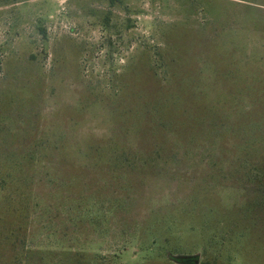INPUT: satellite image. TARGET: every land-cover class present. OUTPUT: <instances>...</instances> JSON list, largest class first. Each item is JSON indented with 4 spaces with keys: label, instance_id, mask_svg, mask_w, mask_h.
<instances>
[{
    "label": "rangeland",
    "instance_id": "374dc122",
    "mask_svg": "<svg viewBox=\"0 0 264 264\" xmlns=\"http://www.w3.org/2000/svg\"><path fill=\"white\" fill-rule=\"evenodd\" d=\"M264 264V0H0V264Z\"/></svg>",
    "mask_w": 264,
    "mask_h": 264
},
{
    "label": "water",
    "instance_id": "95a60500",
    "mask_svg": "<svg viewBox=\"0 0 264 264\" xmlns=\"http://www.w3.org/2000/svg\"><path fill=\"white\" fill-rule=\"evenodd\" d=\"M167 258L174 264H199V255L174 256V255L168 254Z\"/></svg>",
    "mask_w": 264,
    "mask_h": 264
}]
</instances>
